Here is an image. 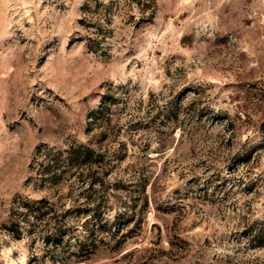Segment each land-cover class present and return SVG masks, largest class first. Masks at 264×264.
Listing matches in <instances>:
<instances>
[{"label":"rangeland","instance_id":"rangeland-1","mask_svg":"<svg viewBox=\"0 0 264 264\" xmlns=\"http://www.w3.org/2000/svg\"><path fill=\"white\" fill-rule=\"evenodd\" d=\"M85 2L0 0V264H264L243 233L264 214V0H156L107 56ZM111 84L128 105L103 139ZM71 142L121 151L44 184L38 149Z\"/></svg>","mask_w":264,"mask_h":264},{"label":"trees","instance_id":"trees-1","mask_svg":"<svg viewBox=\"0 0 264 264\" xmlns=\"http://www.w3.org/2000/svg\"><path fill=\"white\" fill-rule=\"evenodd\" d=\"M83 16L80 20L84 28L82 40L85 41L89 51L107 56L112 54L113 44L111 42L114 35L113 23L117 17H122L125 22L136 24L144 23L153 18L156 12V0H86L82 8ZM127 85L119 87L111 84L102 94L100 106L92 110L89 114V131L101 129V134L110 136L108 129L103 127L114 117V112L120 106L128 105L126 93ZM123 110L124 108H120ZM135 120L132 114L129 123ZM121 151L120 146L111 148H96L92 144L70 143L67 146L40 147L37 151L35 161L39 166L38 174L44 184L54 185L58 183L63 175L73 172L81 177L89 178L93 173L102 174L109 162L115 161ZM19 213V218H26L32 215L25 212L23 208ZM249 213V211H248ZM15 221V220H14ZM20 221L13 222V233L17 238H21L22 230ZM244 235L247 236L246 247L264 248V214L263 217L254 219L250 215L245 222ZM49 236L48 239H51ZM58 238V236H53ZM56 238V239H57ZM61 238H59L60 240Z\"/></svg>","mask_w":264,"mask_h":264}]
</instances>
